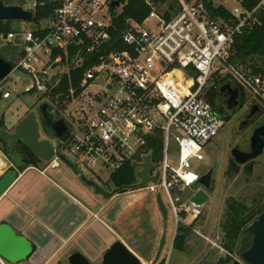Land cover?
Instances as JSON below:
<instances>
[{
  "label": "built area",
  "instance_id": "2783aa9c",
  "mask_svg": "<svg viewBox=\"0 0 264 264\" xmlns=\"http://www.w3.org/2000/svg\"><path fill=\"white\" fill-rule=\"evenodd\" d=\"M112 1L25 0L12 5L32 13V28L0 34V50H13L12 59L2 58L12 70L0 80V100L31 94L40 96V103L48 102L50 111L54 104L49 95L67 77L64 111L60 116L50 112L71 125V133L53 147L59 145L58 153L79 173L83 169L97 178L101 173L110 178L135 163L133 190L163 192L177 225L182 214L194 213L187 204H176L183 197L189 202L200 189L192 188L201 174L192 171L191 162L204 160L207 145L223 126L207 97L214 79H219V87L233 82L247 104L264 106V75L231 61L236 39L261 25L264 0H239L232 12L212 0H143L148 14L140 23L127 20L119 39H112L110 31L122 2L111 12ZM38 10L47 15L32 22ZM16 72L26 81L22 93L7 86L22 81L14 77ZM72 74H79L74 84ZM95 82L101 91L84 105H74ZM157 134L162 150L154 162L149 144ZM173 143L176 167L169 163ZM147 156L149 177L159 175L156 182L141 186L136 173ZM61 165L54 154L45 169ZM0 264L6 262L0 258Z\"/></svg>",
  "mask_w": 264,
  "mask_h": 264
},
{
  "label": "crops",
  "instance_id": "0c3cea01",
  "mask_svg": "<svg viewBox=\"0 0 264 264\" xmlns=\"http://www.w3.org/2000/svg\"><path fill=\"white\" fill-rule=\"evenodd\" d=\"M43 166L19 170L0 150V178L11 169L18 173L0 196V226L31 245L21 264L66 263L75 252L101 264L102 255L117 241L150 264L162 225L156 194L139 197L130 195L137 190L115 193L111 188L104 190L111 194L107 198L69 168Z\"/></svg>",
  "mask_w": 264,
  "mask_h": 264
},
{
  "label": "water",
  "instance_id": "95a60500",
  "mask_svg": "<svg viewBox=\"0 0 264 264\" xmlns=\"http://www.w3.org/2000/svg\"><path fill=\"white\" fill-rule=\"evenodd\" d=\"M123 0H114L109 4L111 12L120 7ZM32 13L24 11L18 6L4 5L0 0V21H30ZM12 70V66L8 61L0 57V80L6 78ZM218 99L217 103L221 100L228 101L236 108L240 105L241 92L237 86L230 81H225L221 87L216 91ZM10 132L6 127L0 128V140L3 142H18L21 141L27 148H29L41 161L48 162L54 156L61 160L63 165L69 168L73 173L79 174L81 180L86 185L94 188L95 192L109 198L111 194L102 190L95 182L87 180L79 173L76 167L66 157L58 153V147L54 148L50 142L39 140V128L49 138L64 142L68 139L71 133V125L65 122L63 118H56L49 111V103L44 101L40 103L36 112L28 113L15 126ZM264 147V139L254 136L252 139L251 153L239 154L233 151L239 163H244L247 160L254 159L261 154ZM241 155L242 158H238ZM132 167L137 165L134 163ZM152 165L150 157L144 159L142 171L136 173V176L141 180L140 185H146L149 182H156L159 173L154 177H149L148 172ZM18 173L15 169L8 170L0 178V196L10 187L16 180ZM202 187L203 190H198L190 199V203L195 207H201L208 199V191L211 187V171L201 175L198 180L192 184L193 189ZM156 204L159 213L163 220V233L159 241V245L154 259L150 264H159L162 251L166 243L165 224L167 221L168 211L164 205L160 194H156ZM248 232L253 235V243L251 248L241 254L242 259L248 264H264V215H262L256 222H254L248 229ZM31 245L22 237H17L15 233L7 226H0V258L9 264H19L27 259L31 254ZM56 264H91L80 253L75 252L71 254L66 263L58 262ZM101 264H144L141 259L135 256L122 242L117 241L112 244L101 257ZM215 264H223V258L220 257ZM237 264V263H236Z\"/></svg>",
  "mask_w": 264,
  "mask_h": 264
},
{
  "label": "flooded vegetation",
  "instance_id": "af4514ba",
  "mask_svg": "<svg viewBox=\"0 0 264 264\" xmlns=\"http://www.w3.org/2000/svg\"><path fill=\"white\" fill-rule=\"evenodd\" d=\"M217 99L216 93L215 97L209 100L223 119L221 130L225 132L226 138L222 144H212V141L205 149L209 155L207 158L209 166L201 175L211 171L209 199L201 207L193 206L186 199H181L176 204V207L187 204L194 215H181V221L175 225L170 247L174 250L173 241L177 236L178 228L184 227L190 237L195 235L199 240L196 250L199 255L194 264H215L220 257L223 258V264H248L241 257V254L248 251L253 243V235L247 229L264 215V147L258 157L242 164L238 162L233 151L239 154L251 153L253 137L256 135L264 139V106L247 104L242 94L238 108L225 100L217 103ZM238 158L242 156L239 155ZM219 163H224L222 179L230 186L234 184L242 186L244 198L240 200L231 196L225 199L218 220L210 224L207 220L208 213L205 215L206 213L203 212L208 210L206 207L209 205L216 167ZM199 190L203 188L200 187ZM202 216L208 217L204 221L201 220ZM210 236L221 239L215 242ZM187 248L184 246L181 253L189 252Z\"/></svg>",
  "mask_w": 264,
  "mask_h": 264
},
{
  "label": "rangeland",
  "instance_id": "374dc122",
  "mask_svg": "<svg viewBox=\"0 0 264 264\" xmlns=\"http://www.w3.org/2000/svg\"><path fill=\"white\" fill-rule=\"evenodd\" d=\"M5 5H16L18 3L19 0H1ZM125 4L128 2V0H124ZM214 6L217 7H222L224 10H226L227 12H232L233 9L235 7L238 6V2L239 0H212ZM124 5V4H123ZM122 5V6H123ZM122 6L120 7V9L117 11L118 14L121 13L122 11ZM117 14V15H118ZM9 26L12 28V30L16 31L17 29H31L32 25L31 22L29 21H10L8 22ZM0 54L2 56H4L5 58H10L12 59V54H13V50L10 49H1L0 50ZM21 77L22 80L20 83H8L7 86L12 87L13 89H17L18 91H20L22 93V88L24 86V84L26 83L24 76L20 73V72H16L14 73V77ZM99 82H95L94 86H90L89 88H87L82 96L80 97L79 100H77L74 105H80V104H85L89 101L90 96H92L93 94L99 93L101 91V88L98 86ZM41 99L40 96H34L31 94H20L19 96L11 94L8 98H6L5 100H0V119H3L4 124L6 127H8V129H10L9 131L11 132L13 130V128H11L12 126H15L17 124L18 121H20L23 117H25L26 114L28 113H35L36 112V108L37 106L40 104ZM71 108L67 107V111H69ZM54 110V109H53ZM61 115V113H59V116ZM225 132L223 130H221L218 135L214 138L213 143L212 144H222L225 141ZM47 139L51 145H55L56 144V140L49 138L48 136H46L42 129L39 128V140H45ZM172 144V143H171ZM174 143L172 146V149L170 151V160L169 163L171 166L176 167V162H175V157H174ZM70 160H73L71 156L66 155ZM204 156L205 159L202 162H196L195 160H193L191 162L192 165V171L193 172H197L202 174L207 167L209 166V163L207 161L208 158V152H204ZM7 159L15 166V167H20V159L21 156L20 154H18V152L16 150H14V146H10V148H8L7 150V155H6ZM44 167V166H42ZM62 168L66 167L64 165H61ZM223 167H224V163H219L217 164L216 167V173H215V177H214V183H213V188H212V192L210 193V200H209V205L206 207V209L203 213H206L205 215H209L208 216H202L201 220H208V223L212 224L214 222H216L219 218L220 214V209L222 206V202L229 198V197H234L237 199H243L244 198V194H242V186H239L237 184H234L233 186H230L227 182H225L222 177H221V173L223 171ZM80 174H82L85 178L88 179H92L95 180V182L105 191H109L112 187L110 184H108L109 181V174L108 173H101L100 175V179L99 178H94L92 176V174H89L88 172H86L83 169H80ZM236 183V182H235ZM134 191V190H133ZM130 195H137V196H145V195H150L151 197H154L153 194H149L147 192L144 191H134L133 194ZM174 196H176L173 193ZM161 199L164 203L165 206H167V200L165 198V195L163 192L160 193ZM204 215V214H203ZM205 218V219H204ZM197 225V224H196ZM198 225H200V223H198ZM197 225V226H198ZM195 228V227H194ZM198 229V228H195ZM175 231V223H174V219L172 216V213L168 212V216H167V221L165 224V233H166V243H165V247L162 251L160 260V262H163V264H194L197 260V256L199 255V252H196V250L198 249V237L195 235H192L189 239V241L186 243V247H188L187 249H189V252L187 253H181L178 252L176 250H171V242H172V238H173V234ZM163 233V220H162V225H161V230L159 232L160 238L162 236ZM159 238V241H160ZM210 239H212L215 242H219L220 241V237L216 238L213 236H210ZM159 241L156 244V248L154 251V255L152 256V260L155 257L158 245H159ZM6 262V261H5Z\"/></svg>",
  "mask_w": 264,
  "mask_h": 264
},
{
  "label": "trees",
  "instance_id": "16d2710c",
  "mask_svg": "<svg viewBox=\"0 0 264 264\" xmlns=\"http://www.w3.org/2000/svg\"><path fill=\"white\" fill-rule=\"evenodd\" d=\"M25 1L19 0L18 3ZM156 2L166 3L170 0H155ZM125 1H122V11L119 13L116 18L113 19V29L110 31L112 39H119L120 32L125 29L126 21L131 19L138 23L142 22L143 19L148 14L149 10L144 5L143 0H128L125 4ZM17 3V4H18ZM251 5H254V2H249ZM220 15H224L222 9L219 10ZM47 15L46 11H36L35 18L32 22H37L41 18H44ZM115 15V14H114ZM212 17H215V14H212ZM18 30V29H17ZM16 30V31H17ZM9 32H14L9 26L8 22L0 21V34H7ZM234 54L231 59L233 64L243 65L247 68L252 69L256 73H261L264 75V19L262 18V23L259 26H254L247 29L242 36L236 39L234 45ZM1 58H5L0 54ZM79 74H72L71 81L72 84L76 83L78 80ZM67 77H64L59 87L53 90L49 95V102L54 104L51 107L50 111L53 110L54 114L59 116L60 112L64 111L63 101L68 90ZM219 79H214V83L210 86L207 97L212 99L215 97L216 90L219 87ZM5 124L3 119H0V128H4ZM14 146V150L20 154V164L19 170H22L27 167H42L45 165V162L41 161L29 148H27L21 141L18 142H3L0 140V150L3 154L7 155V150L10 146ZM149 148L153 150L152 160L158 162L161 158L162 150V138L160 134L150 142ZM18 169V167H16ZM136 182L134 175V170L130 164L124 165L120 170L112 173L110 175L108 184L111 185L115 193H124L130 190H133V186ZM186 199V197H183ZM190 235L184 227L178 228L177 236L173 241L174 250L182 252L184 246L189 241ZM163 264V262H161Z\"/></svg>",
  "mask_w": 264,
  "mask_h": 264
}]
</instances>
